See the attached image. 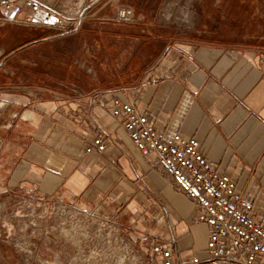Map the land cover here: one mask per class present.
<instances>
[{"label":"crops","instance_id":"0c3cea01","mask_svg":"<svg viewBox=\"0 0 264 264\" xmlns=\"http://www.w3.org/2000/svg\"><path fill=\"white\" fill-rule=\"evenodd\" d=\"M39 1L65 24L39 27L17 4L0 8V195L65 202L108 216L137 243L153 234L183 261L204 257L197 205L132 144L111 115L119 99L134 102L158 135L195 136L264 224V0ZM119 6L132 9L129 22L114 19ZM158 41L165 45L153 54ZM125 55L156 59L145 70L112 68L107 75L130 78L127 87L91 88L88 62L106 73ZM92 119L106 146L86 152Z\"/></svg>","mask_w":264,"mask_h":264},{"label":"built area","instance_id":"2783aa9c","mask_svg":"<svg viewBox=\"0 0 264 264\" xmlns=\"http://www.w3.org/2000/svg\"><path fill=\"white\" fill-rule=\"evenodd\" d=\"M16 4L35 16L26 17L27 24L58 29L66 22L39 0H0L3 9ZM132 16V9L126 6H119L114 13V19L121 22H129ZM68 24L77 25L76 21ZM109 108L136 149L145 157L153 156L176 187L194 200L196 219L207 225L208 236L204 257L194 254L183 261L178 249L164 244L159 236L150 234L137 243L128 231L102 215L113 227L107 233L95 234L100 241L89 250L90 254L99 259L109 252L114 264H259L264 258V224L253 215V204L236 196L232 176L203 155L197 138L179 132L169 139L158 135L152 121L132 101L117 99ZM92 123L95 134L86 152L92 148L101 151L106 146L102 126L96 119Z\"/></svg>","mask_w":264,"mask_h":264},{"label":"rangeland","instance_id":"374dc122","mask_svg":"<svg viewBox=\"0 0 264 264\" xmlns=\"http://www.w3.org/2000/svg\"><path fill=\"white\" fill-rule=\"evenodd\" d=\"M89 38V52L95 53V42ZM162 45L165 44L160 41L152 42L150 50L156 54ZM155 59H128L125 55L113 63L107 62L106 73L103 62L90 61L87 64L95 72L90 74V86L98 89L106 81L108 85L127 87L131 79L125 77L126 80L116 84L114 76H108L114 72L112 68L136 64L145 70ZM101 216L65 202L8 190L0 195V264H114L109 252L103 253L101 259L89 252L100 241L95 234L107 233L113 227L112 222Z\"/></svg>","mask_w":264,"mask_h":264}]
</instances>
